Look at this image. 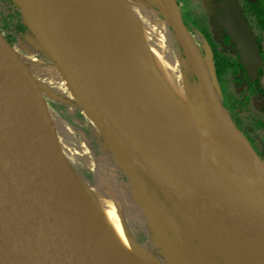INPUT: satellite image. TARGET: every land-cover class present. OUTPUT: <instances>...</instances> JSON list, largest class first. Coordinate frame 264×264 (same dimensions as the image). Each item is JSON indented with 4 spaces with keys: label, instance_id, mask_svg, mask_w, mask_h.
Here are the masks:
<instances>
[{
    "label": "water",
    "instance_id": "95a60500",
    "mask_svg": "<svg viewBox=\"0 0 264 264\" xmlns=\"http://www.w3.org/2000/svg\"><path fill=\"white\" fill-rule=\"evenodd\" d=\"M153 1L164 10L182 47L184 125L177 130L115 96L106 85L105 62L98 48L112 0H88L83 11L88 33L78 37L75 47L64 34L56 0H14L29 31L24 33L26 41L60 67L82 104L68 98L70 105L86 110L93 127L105 137L100 149L105 156L95 153L85 134L78 133L91 153L94 186L78 175L67 153V140L61 137L64 134L41 92V80L0 32V264H118L98 244L96 230L98 236L116 242L104 216H97L93 225L74 219L56 196L49 162L23 99L25 78L37 83L50 138L77 183L79 197L90 195V185L100 196H109L105 184L116 187L113 197L121 208L130 250L137 257L155 264H239L211 248L210 235L221 233L217 230L223 224L238 225L242 235L250 234L251 226L264 231V160L223 104L212 52L205 48L201 53L176 0ZM227 9L228 33L255 80L262 64L257 42L239 4L230 0ZM28 46L19 48L29 52ZM205 116L220 134L219 140L201 124ZM225 123L237 134L235 141L245 149L243 155L223 150ZM105 164L124 175L128 195L103 176ZM129 199L142 212L154 240L140 242L131 232L124 213ZM251 239L259 242L256 236Z\"/></svg>",
    "mask_w": 264,
    "mask_h": 264
},
{
    "label": "bare ground",
    "instance_id": "6f19581e",
    "mask_svg": "<svg viewBox=\"0 0 264 264\" xmlns=\"http://www.w3.org/2000/svg\"><path fill=\"white\" fill-rule=\"evenodd\" d=\"M56 5L59 9V18L63 22L64 34L75 47L78 37L88 33L83 14L89 6L88 0H56ZM112 20V24L106 23ZM166 25L165 20L145 0H112L102 26L103 33L98 51L105 62V82L112 93L126 98L137 109L166 127L177 130L183 124L181 113L184 89L181 69L169 41ZM23 84V99L34 120L37 141L41 143L44 156L49 162L51 168L49 176L58 194L56 196L74 219L81 218L93 225L97 216L105 218L106 201L103 196L96 193L92 185L89 196L79 197L77 183L50 138L37 83L32 78H25ZM206 108L209 109V102ZM217 120L223 124L220 118ZM201 124L209 127L211 136L216 140L220 139V134L211 127L208 116L201 118ZM223 129L225 137L223 150L243 155L245 149L235 141L237 134L226 123ZM64 143L69 148L72 159L77 161L86 173L92 172L93 163L88 147L81 146L83 148L81 152V147L71 146L69 141ZM86 202H89V206L84 207ZM190 227L195 228V225L192 224ZM196 231L201 234L200 230ZM217 231L221 233L215 232L209 237L213 244L211 248L227 254L239 264H264V231L251 226L250 234L242 235L240 227L234 224H223ZM95 232L100 234L98 230ZM111 232L113 234V231ZM98 234L96 235L98 244L108 250L109 256L118 264H155L137 257L121 233L113 234L116 242ZM252 236H256L259 242L254 244Z\"/></svg>",
    "mask_w": 264,
    "mask_h": 264
},
{
    "label": "rangeland",
    "instance_id": "374dc122",
    "mask_svg": "<svg viewBox=\"0 0 264 264\" xmlns=\"http://www.w3.org/2000/svg\"><path fill=\"white\" fill-rule=\"evenodd\" d=\"M146 1L149 2L152 6V9H154L156 13L165 20V24H167L166 30L167 32H169L168 38L171 45L173 46L175 58L179 62V58L183 57V53H182V47L179 44L175 30L166 20L167 17L165 15V12L158 5V3L153 0H146ZM178 1L181 2L180 0ZM185 1H190L189 4H194L192 0H185ZM148 13L151 14L150 12ZM182 17L185 22V26L188 28V31L189 30L192 31V33L189 31V33L191 34V36L193 35L192 38L194 39L195 37L194 33L196 32L194 27L195 15L192 13V10L190 8L188 9L187 7L186 13L184 14L183 12ZM23 21L24 18L22 17V14L19 8L16 6L14 0H0V32L5 37V39L7 40L12 39L13 41L12 43H15L17 46L30 45L26 49L30 50L34 54L33 56L29 54L30 51L28 52L18 47H16V49L19 53L23 55L22 57L25 60V62L29 65L30 67L29 69L32 71V73L41 80L42 82L41 92L44 95L46 102L48 103L50 112L53 115L52 118L54 117L53 119H56L58 121L61 131L68 130L69 133H74L73 137H69V135L61 134L62 138L69 141L71 146L74 145L75 147H81L86 145L84 141L80 140L79 134L83 133L85 134V137L90 143L92 150H94V152L97 153L98 155L101 154L102 156H105L104 153L100 151L101 144H103V140L105 137L98 129H96V127H93L92 122L90 121V119H88L89 115L86 112V110L82 111L81 109H78V107L77 108L72 107L70 110L76 114L77 119L76 117L74 119V116L72 118L71 117L72 113H70L71 111L68 112L66 110L67 107L70 105L69 99L70 100L73 99V102H75V104H78L79 106H82V104L76 100L77 96L70 88V86L67 84L66 79L64 78L60 67H58L53 62L51 63L50 60L45 56L43 50L37 48L38 49L37 51V49H34V47L31 44H29L28 41H26V37L24 33L28 31V28L24 25ZM112 22L113 20L106 23L112 24ZM215 33L219 34V31H215ZM8 42L10 43L9 40ZM208 46L209 45H207V47ZM204 48L206 47H203V50ZM183 81H185L184 77H183ZM185 83L187 82L185 81ZM71 93L73 94V96L69 95ZM221 95H222V91H221ZM39 97H41L40 100L42 105V111L45 114V120L47 121L46 106L43 97L41 95H39ZM80 150L82 152L83 148L81 147ZM75 152L79 153L77 150H75ZM67 153L70 156V159L74 160L72 159L71 152L68 151ZM108 159L110 160V158ZM73 166L76 169V171L77 170L79 171V172L77 171L78 175L80 174L79 176H82L85 180H87L94 186L95 183L94 184L92 183L93 182V175H91L93 174L92 172L86 173L85 169L80 164H78L77 161L74 162ZM103 172H106L103 176H108L110 180L114 181V184H118L119 190L121 189L124 190L125 194L128 195L127 194L128 183L124 175L121 174V172H119L118 170L116 171L114 166H110L109 164L108 166H106V164L104 165ZM97 182L98 183L100 182L99 178L97 179ZM104 188L109 191V196H103V198L106 201V215H105L106 221L105 219L104 221L107 223V226L110 228V230L113 231L114 235H118V233H121L122 235L125 236L124 228H123L124 222L121 217V208L119 207V204L116 202L115 198L113 197V194L117 195V189L115 186L110 187L108 184H105ZM129 202L130 205L125 207L126 210L124 211V213H125V218L130 223L129 228L131 229V232L140 242L144 243L148 238L154 240L152 232L146 230L145 228V221L142 212L131 202L130 199ZM149 246L151 248L153 247L151 244Z\"/></svg>",
    "mask_w": 264,
    "mask_h": 264
},
{
    "label": "flooded vegetation",
    "instance_id": "af4514ba",
    "mask_svg": "<svg viewBox=\"0 0 264 264\" xmlns=\"http://www.w3.org/2000/svg\"><path fill=\"white\" fill-rule=\"evenodd\" d=\"M176 1L181 14H185L188 7L195 15L194 41L197 46L199 44L203 55V47L212 52L223 104L239 130L264 160V0H234L254 35L262 60L255 80L251 79L242 64V52L228 33L226 15L230 0H192L194 4L185 0Z\"/></svg>",
    "mask_w": 264,
    "mask_h": 264
},
{
    "label": "trees",
    "instance_id": "16d2710c",
    "mask_svg": "<svg viewBox=\"0 0 264 264\" xmlns=\"http://www.w3.org/2000/svg\"><path fill=\"white\" fill-rule=\"evenodd\" d=\"M10 44H11L13 47H18V48H19V46H17L15 43H10ZM59 92H60V91H59ZM69 95H72V96H73L72 93L69 94ZM76 100H77L78 102H80V100L78 99V97H76ZM71 101L73 102V99H71ZM73 103H75V102H73ZM80 103H81V102H80ZM71 108H72V106H68L66 110H68V112H69V110H70ZM70 111H71V110H70ZM70 113H72L71 117L73 118V116H74V119H75L76 114L73 113L72 111H71ZM76 119H77V117H76ZM235 124H236V123H235ZM62 133L65 134V135H69V137H73V135H74V133H69L68 130H67V131H62ZM90 156H91V153H90Z\"/></svg>",
    "mask_w": 264,
    "mask_h": 264
},
{
    "label": "crops",
    "instance_id": "0c3cea01",
    "mask_svg": "<svg viewBox=\"0 0 264 264\" xmlns=\"http://www.w3.org/2000/svg\"><path fill=\"white\" fill-rule=\"evenodd\" d=\"M62 137V136H61ZM65 140V139H64Z\"/></svg>",
    "mask_w": 264,
    "mask_h": 264
}]
</instances>
